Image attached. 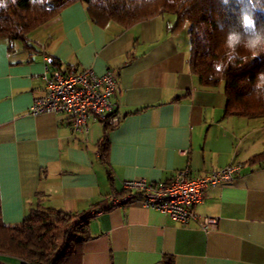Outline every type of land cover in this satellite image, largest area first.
Listing matches in <instances>:
<instances>
[{
	"label": "crops",
	"instance_id": "0c3cea01",
	"mask_svg": "<svg viewBox=\"0 0 264 264\" xmlns=\"http://www.w3.org/2000/svg\"><path fill=\"white\" fill-rule=\"evenodd\" d=\"M167 15L124 28L94 22L76 1L26 41L0 39L1 219L19 223L36 207L86 213L79 264H264V118L226 115L222 84L200 85L187 25L175 30ZM43 55L51 68L113 71L118 122L106 130L89 119L87 133H76L66 114H30ZM233 163L241 175L208 187L187 225L108 199L122 196L125 180L163 182L184 168L202 175ZM205 217L216 224L202 228Z\"/></svg>",
	"mask_w": 264,
	"mask_h": 264
},
{
	"label": "trees",
	"instance_id": "16d2710c",
	"mask_svg": "<svg viewBox=\"0 0 264 264\" xmlns=\"http://www.w3.org/2000/svg\"><path fill=\"white\" fill-rule=\"evenodd\" d=\"M76 1L85 6L94 22H114L124 28L159 14H173L175 30L187 25L191 46L189 64L200 85L214 87L222 84L226 115L264 118V100L257 99L252 92L257 74L264 72V55L249 58L246 63L238 61L236 67L229 65L222 71H216L215 65L225 51L224 33L219 30L218 22L228 26L236 21V17L226 11L219 0H152L150 4L132 8L129 7L131 0H50V4L16 0L6 10H0V39L8 44L16 40L26 41L29 32ZM257 15L260 21H264V15ZM241 54L248 55L243 51ZM103 124L106 130L115 125ZM98 151L100 156H105V136L98 143ZM53 216L57 217L55 221ZM87 218L86 213L42 207L32 209L16 224H5L0 216V261L8 264L4 257H12L23 264H79L81 246L90 238ZM59 225L62 226L60 239L57 233ZM161 264L171 262L164 258Z\"/></svg>",
	"mask_w": 264,
	"mask_h": 264
},
{
	"label": "built area",
	"instance_id": "2783aa9c",
	"mask_svg": "<svg viewBox=\"0 0 264 264\" xmlns=\"http://www.w3.org/2000/svg\"><path fill=\"white\" fill-rule=\"evenodd\" d=\"M43 59L46 63L39 77L44 87L41 94L33 96L28 109L30 114H66L72 131L76 133H87L89 119L111 125L118 122L113 101L117 75L113 71L97 74L90 68L75 66L51 68L49 57L43 55ZM240 175V166L235 163L202 175L192 174L189 168H184L176 171L168 181L125 180L122 183L124 194H110L108 199L115 205L126 200L137 201L187 225L199 217L195 208L202 202L203 192L208 187L230 182ZM216 222V218L205 217L201 226L209 229Z\"/></svg>",
	"mask_w": 264,
	"mask_h": 264
},
{
	"label": "clouds",
	"instance_id": "9594fccd",
	"mask_svg": "<svg viewBox=\"0 0 264 264\" xmlns=\"http://www.w3.org/2000/svg\"><path fill=\"white\" fill-rule=\"evenodd\" d=\"M50 4V0H30V3ZM152 0H131L129 7L150 4ZM186 2V0H184ZM16 0H0V10H6ZM221 6L236 17L234 24L225 26L218 22V28L224 33V56L215 65L216 71L227 66L236 67L237 62L246 63L249 58L256 59L264 55V21H260L258 13L264 15V0H219ZM191 46L189 45V48ZM248 55H242L241 52ZM252 92L259 100H264V72L257 74Z\"/></svg>",
	"mask_w": 264,
	"mask_h": 264
},
{
	"label": "rangeland",
	"instance_id": "374dc122",
	"mask_svg": "<svg viewBox=\"0 0 264 264\" xmlns=\"http://www.w3.org/2000/svg\"><path fill=\"white\" fill-rule=\"evenodd\" d=\"M166 14H168L167 16H169V15H173V14H171V13H166ZM174 16V15H173ZM56 210V209H55ZM57 219V217L56 216H53L52 217V220L53 221H55ZM61 232H62V226L61 225H59L58 226V238L60 239L61 238ZM4 260L8 263V264H23V263H21L19 260H17V259H15V258H12V257H4Z\"/></svg>",
	"mask_w": 264,
	"mask_h": 264
},
{
	"label": "water",
	"instance_id": "95a60500",
	"mask_svg": "<svg viewBox=\"0 0 264 264\" xmlns=\"http://www.w3.org/2000/svg\"><path fill=\"white\" fill-rule=\"evenodd\" d=\"M0 264H6V263H4V262L0 261Z\"/></svg>",
	"mask_w": 264,
	"mask_h": 264
}]
</instances>
